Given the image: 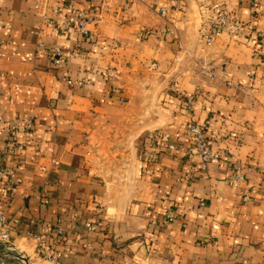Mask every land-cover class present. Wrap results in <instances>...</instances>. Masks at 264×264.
Returning a JSON list of instances; mask_svg holds the SVG:
<instances>
[{
	"label": "crops",
	"instance_id": "0c3cea01",
	"mask_svg": "<svg viewBox=\"0 0 264 264\" xmlns=\"http://www.w3.org/2000/svg\"><path fill=\"white\" fill-rule=\"evenodd\" d=\"M67 1L0 0V116L19 128L0 123V264H264V0H76L87 37L37 8ZM192 123L220 154L204 169L185 154Z\"/></svg>",
	"mask_w": 264,
	"mask_h": 264
},
{
	"label": "built area",
	"instance_id": "2783aa9c",
	"mask_svg": "<svg viewBox=\"0 0 264 264\" xmlns=\"http://www.w3.org/2000/svg\"><path fill=\"white\" fill-rule=\"evenodd\" d=\"M38 9L44 10L43 17L45 20L52 25L56 31L64 34L65 36H71L72 34H78L81 37H87L91 30L89 29V17L87 13L80 9L76 0H68L66 3L57 4L55 6H50L48 4L42 6V4L37 5ZM217 25L221 30H227L230 34L236 36H244L247 28L246 26L234 18H231L228 13L224 12L221 14L217 21ZM207 40H213V37L207 36ZM2 45L0 43V49ZM47 53L54 59L55 63L61 64L66 60L67 54L65 52V47L60 49H48ZM120 70H115L111 72L112 77H116L120 74ZM73 84L74 82L69 81ZM80 84V83H79ZM4 119L0 116V123H4ZM11 129V134L15 135L18 133L19 128L10 121L5 122ZM188 145L185 148L186 156L194 161L198 159L201 167L204 169L210 162L214 159L220 157V154L213 150L210 143L207 140L206 126L198 123H192L189 125L187 130ZM7 147L12 149L14 147L22 148V145H17L14 140L7 142ZM170 149H173V145H169ZM196 166V165H195ZM197 168V166L195 167ZM245 168L241 164L235 163L231 170L230 180L234 186H240V184L247 177ZM251 170V167L248 168ZM13 170L9 167L0 168V181L9 179V189H13ZM205 176V175H204ZM12 184V185H11ZM257 189L253 188L252 192H256ZM248 193L244 195V198H248ZM166 219L168 222H173L175 219V212L169 211L167 213ZM100 226L88 223L87 227L90 230H96ZM0 239L8 240L10 239V233L8 229V221L5 217H0ZM37 254L48 261H55L59 254L55 251L52 246H49L41 237H37Z\"/></svg>",
	"mask_w": 264,
	"mask_h": 264
},
{
	"label": "rangeland",
	"instance_id": "374dc122",
	"mask_svg": "<svg viewBox=\"0 0 264 264\" xmlns=\"http://www.w3.org/2000/svg\"><path fill=\"white\" fill-rule=\"evenodd\" d=\"M223 12V11H222ZM225 12V11H224ZM223 12V13H224ZM155 86L153 85V88H154ZM138 93H139V96H141V94H142V97L145 95L144 93H145V91H144V89H143V91L142 90H139L138 91ZM143 110H145V113H144V111L143 112H141L140 114H142L141 116H139V121L141 122V121H144L145 119H146V111H147V108H143ZM143 114H145V115H143ZM142 123V122H141ZM110 159L109 161H107V159ZM112 159H114V157H112V156H106L105 157V160H106V164H105V169L106 168H108V169H110V170H112L113 171V169H117L115 172H118L119 173V171H118V169L121 167V174H123L124 173V170H126L127 169V165H123V164H121V165H115V164H113L112 162H110ZM108 163H109V165H108ZM114 172V173H115ZM114 173H112V174H114ZM2 249H3V247L1 246V244H0V251H2ZM46 260V259H45ZM48 261V260H47Z\"/></svg>",
	"mask_w": 264,
	"mask_h": 264
}]
</instances>
